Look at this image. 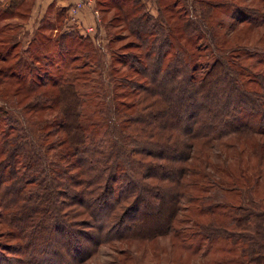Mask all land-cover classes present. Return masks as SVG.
Wrapping results in <instances>:
<instances>
[{
  "label": "rangeland",
  "instance_id": "rangeland-1",
  "mask_svg": "<svg viewBox=\"0 0 264 264\" xmlns=\"http://www.w3.org/2000/svg\"><path fill=\"white\" fill-rule=\"evenodd\" d=\"M95 1L99 2L101 12L95 8ZM117 1L93 0L94 8L97 10V15L94 11L92 12L96 24V32L91 35L94 43L89 45L87 41H84L77 43L75 47L74 44L77 42V37L72 42L65 39L63 51L66 53L63 51V53L58 52L57 38H59V34H68V32L72 34V30L70 29L67 32L66 22L61 18L60 12L62 10L59 7H56L52 11L49 8L47 11L48 16L32 32L25 29L22 31L18 20L10 18L9 20L0 21V30H2L0 34V47H7L8 43L5 45L2 42L9 41L10 35H15L12 42L16 39L18 46L15 52H17V58H21L22 61L14 69L16 72L19 71L24 75L22 88L13 97H11L13 87L9 88L6 84H0V108H3L0 111V132L6 129V126L18 127L20 124L21 126H27L28 131H31L33 134V141H37L39 130L34 129L33 126L36 128V120L38 118L36 116L28 118L24 116V121L22 118L24 113L21 115L20 109L32 99L33 94L42 93L45 90L43 87L31 92L26 91V89H28L30 82L35 78L34 74L42 77L41 79H45L46 75L56 77L58 75L66 76L69 73L75 74L78 77L75 82L79 84L80 94H101L103 106L100 108L103 110V121L105 122L107 132H110L112 136L113 134L117 135L120 130H123L118 137L110 138L108 135L106 139H108L107 142L109 144L117 143L119 145L124 141L122 134H126L127 129L119 124V119L121 123L122 117L125 114L126 117L132 118L131 120L138 121L130 123V126L129 124L127 125L132 134H134L136 129L142 127L143 124L139 123V121L143 122L146 119V112L148 111H140L143 106H134L130 109L125 107V105H133V102L137 103L136 100L144 94H152L156 90L162 98H174L180 95L178 101H163L160 98L163 107L169 106V110L165 114H158L155 123L156 125L165 124L166 130L169 128L168 126L179 130V140L181 143L191 140L184 136L185 133L190 131L189 128L191 127L197 128L198 126L209 133L208 128L204 126H211L212 129L215 128L213 134L217 133L218 135L222 134L225 128L231 126L245 124L246 127L252 128V130L264 127V2H260V0H228V5L214 10L211 9L210 17L204 19L201 17L203 16L201 12L202 5L198 3L199 0H180L177 5L174 3L177 0H161V2L159 0H136L137 2L139 1L137 3L139 11L136 13L132 10V0H129V3L124 5L122 10L116 8L115 3ZM22 2L19 6H16L17 8L15 7L16 9L11 8L9 10V7H0V11L13 12L14 10L15 14H23L25 11L26 16L32 2L31 0H25V2L22 0ZM232 2L234 3L233 5L236 4L238 7H232ZM186 5L189 8L188 15H190V19L199 24L198 30L200 32L196 33L198 36L202 37L211 32V30L215 32L217 29L218 39H222L225 43L220 47L222 51L229 52L236 46L240 47L239 50H233L230 54L231 57H234L232 61L241 63L242 70L245 72V76L240 78L238 83L235 84L231 79H228L226 76L224 77L222 70L221 72H217V77L208 82L207 86L201 89V91H197L198 93H194L193 96H191L192 93L185 92L181 98V94H177L176 91L180 85L178 81L181 80L180 73H178L179 61H174L167 65L165 59L161 64L160 55L162 52H158L145 61L144 66L149 69H144V73H137L135 71L137 64L134 63V67L129 64V62L133 63L134 61L127 54L132 52L138 56L140 55V51H135L136 49L134 48H120L129 42H138L129 32V21L123 20L124 14L127 12L129 15L131 12H134L137 15L145 12L158 18L160 17V8L167 6L166 8L169 10H165L164 13L171 18L169 24L175 25L178 22L177 18L179 14L183 13V8ZM243 16H247V21L244 20L242 23H238L236 31L229 34L227 30L228 23L235 21V17ZM187 17L185 18L187 19ZM100 18L103 22H100ZM217 21H221V27H214ZM179 28L180 26L178 30ZM39 32L44 34L45 39L41 41L36 39L30 45V41ZM201 37H196L194 40L198 44V47L208 43L207 40L201 39ZM40 43L43 45L42 48H39ZM92 47L102 51V53H99L102 54L103 58L99 57L97 51L91 53L90 49H93ZM210 47L212 46L210 45ZM163 48L168 47L164 46ZM24 50H27V52L24 53ZM203 50L202 52H204ZM85 51L91 53L90 57L86 58L84 56ZM220 53L222 54L219 51ZM72 55H78L79 58L70 63ZM121 56L128 61L126 64L118 63V58ZM209 58L212 60L215 56L211 55ZM7 64L0 62V66L3 68L8 66ZM129 65L132 67L129 68ZM235 72L236 67H234L233 73ZM177 74H179L178 78ZM49 93L51 94V92ZM22 94H28L29 97H25L21 102L17 103L16 101L22 97ZM52 94H56V91ZM228 94L230 95L228 96ZM8 99L11 102H7ZM189 103L191 107L187 105ZM88 108L91 109L92 105H89ZM180 111L182 112V118L178 123L173 120L175 118L172 114H175V112L179 113ZM54 113L44 110L40 112V115L50 118L53 117ZM233 115L235 116L234 118ZM183 117H185V120ZM88 121L90 123L100 122L101 119L90 117ZM171 124L178 126L173 127ZM232 132L228 135L229 138L227 137V139L225 138L221 142L215 140L208 143V145L201 146L204 149L201 151L203 155H192L194 158L184 163L185 165L183 166L189 168L190 171L193 170V161L195 165L199 164V174L192 176L198 184L194 187L195 190L189 192L193 197L197 195L200 197L199 204L203 208L218 206V208H214L216 214L228 213L229 211L233 212L234 215H245L249 211L254 213L264 212V156L260 159L258 153L252 149V144H255L253 138H258V136H248L250 131L237 130L236 132L234 130ZM261 138L264 139V137ZM50 140L51 138L47 139V141ZM132 140L152 143L149 138L138 139L132 137ZM161 142L163 143L162 139ZM38 143L40 142L38 141ZM220 144H225L227 147H221ZM104 146L108 149L110 145L105 144ZM116 154L120 153L116 152ZM236 154H239V157ZM138 158L145 160L144 163L146 161H152V163L169 162L171 163L169 166H173L171 173L175 170L174 166L176 165L173 164V161H161L153 157L145 159L142 156H138ZM224 160H227L228 165L225 166ZM91 164L94 165V161L88 159L86 165L91 168ZM204 165L206 166L204 167ZM224 166L225 168H223ZM95 171L96 169H90L91 174L95 173ZM137 180L136 186L138 187L136 190L139 193L144 190L146 183L151 188L150 194H154L155 187L160 188L164 186V182L159 180ZM61 182L66 183V180H61ZM112 195V193L109 194L108 192L103 195V198L107 199L108 202L110 200L111 205L115 203L114 197H111ZM48 196L50 197L51 205L54 207V210H51L52 214L58 213L66 223L75 224V228H85L88 225L86 230H91V236L86 234L71 240L65 235L62 241H58L61 236L57 232L48 231L53 223H50V217L47 219V216H45L48 222L43 223L42 229L46 228L47 230H45L46 233L44 232V237L40 236L37 241H29L27 238L22 237V232L17 227V223L15 224L17 221L7 220L5 218L6 212L3 211L0 219V264H72L76 260H72L75 253H82V255L85 253L84 245H81L80 241L89 243L87 240L92 238L93 241L98 239L101 243L92 249V256L80 264H211L210 262H214L215 264L221 257L219 254L209 252L207 257H205L207 259L204 260L200 255L202 252L199 249L196 253L186 249L191 243H197L199 248L205 250L207 241L203 240V238L218 234L210 235L209 231H204V226L212 223L213 217L211 216L203 215L197 217L196 212H192L193 217L191 219L184 220L179 224L178 231L182 234L193 236L189 240H184L179 236L176 238L160 233L154 236L147 235V231L154 232V230H157V232H162L165 225L164 215L166 214V209H163L160 214H154L153 217H149L145 225L146 234L139 232L135 234V237L128 235L123 238H116L115 233L117 229H113L112 231L110 227L116 222L114 211L113 214H110V212L107 214L110 203L108 207L97 211L98 209L96 210L93 204L86 209L79 205L67 204L65 202L60 203L56 199L58 195L53 191L48 190ZM63 198L65 197L63 196ZM186 204L188 205L187 201H182V206L185 207ZM230 207L232 208L230 209ZM31 212L33 211L30 209L23 210L21 212L22 218L26 220ZM89 212L95 217L89 216ZM107 217H109L108 221ZM215 221L221 224L222 218L216 215ZM84 222H86V225L83 224ZM90 226L92 228L89 229ZM133 230L135 231L136 229L133 228ZM53 236L56 239L55 241L52 240ZM47 239H49V242ZM212 242L210 245L212 246L211 249H214L218 244L226 245L219 238ZM55 246H57L56 248L60 253L55 251Z\"/></svg>",
  "mask_w": 264,
  "mask_h": 264
},
{
  "label": "trees",
  "instance_id": "trees-1",
  "mask_svg": "<svg viewBox=\"0 0 264 264\" xmlns=\"http://www.w3.org/2000/svg\"><path fill=\"white\" fill-rule=\"evenodd\" d=\"M128 1L118 0L115 3L116 8L122 10L124 5L129 3ZM159 1L161 2V0ZM179 1H174V3L177 5ZM95 2L96 9L101 12L99 2ZM132 2V10L136 13L139 11L137 7L139 1L132 0ZM260 2H264V0H260ZM198 3L202 5L201 12L203 16L201 17L207 19L210 17L212 10L228 5V0H199ZM233 4L232 2V7L235 8L237 5ZM166 7L160 8V17L158 18L145 12L137 15L134 12L128 15L126 12L123 16V20L129 21V32L138 42H129L120 48H134L136 49L135 51H140V55L138 56L132 52L127 54L134 61L133 63L129 62V64L133 67L134 63L137 64L135 68L137 73H144V69L148 70L149 68L144 66L145 61L158 52H162L160 55L161 64L165 59L167 65L174 61H179L178 73H180L181 80L178 81L180 85L176 91L177 94H181V98L185 92L192 93L191 96H193L194 93H198L197 91H201V89L207 86L208 82L217 77V72H221L222 70L224 77L226 76L228 79H231L235 84L239 82L240 78L245 76L241 63L233 62L232 58L234 57L230 56L233 50L240 49L239 46H236L229 52L222 51L220 47L225 43L222 39H218L217 29L215 32L211 30V32L202 37L198 36L196 33L200 32L198 30L199 24L190 19L187 5L183 8V13L179 14L177 18L178 22L175 25L169 24L171 18L164 13L165 10H169ZM61 10L60 15L62 17L64 9ZM14 15V10L13 12L0 11V21L13 18ZM235 18V21H231L227 25L229 34L236 31L238 23H242L244 20L247 21V16ZM100 22L103 21L100 19ZM221 24V21H217L214 27H221ZM19 27L21 29L22 24H19ZM43 35L42 32L36 33L29 44H33L36 39L40 41L44 40L45 37ZM14 37L15 35H10L9 41L2 42L5 45L8 43L7 47H0V62L8 63V66L4 68L0 66V84H6L9 88L13 87L11 97L17 94V91L22 88V82H24V75L19 71L16 72L14 69L22 61L21 58H17L15 50L18 44L16 39L12 42ZM58 37L57 49H59L58 52L60 51V53L64 52L65 39L72 42L77 37V42L74 44L75 47L77 43L84 41H87L89 45L94 43L90 35H82L75 30H72V34L68 32V34H59ZM196 37L207 40L212 47L208 43L198 47V44L194 41ZM153 45L154 47H152ZM42 46L40 43L39 48H42ZM164 46L168 48H163ZM92 48L90 49L91 53L97 51L99 57L103 58L102 54H100L102 51H99L95 47ZM202 49H204V52H202ZM219 51L222 54H219ZM26 52L27 50H24V53ZM91 53L85 51L84 56L88 58ZM211 55L215 56L212 60L209 58ZM78 58V55H72L70 63L76 61ZM260 61L263 62L261 59ZM126 62L128 61L124 57L118 58V63L126 64ZM131 65H129V68L132 67ZM234 67H236L235 73H233ZM46 73L48 74V72ZM261 74L263 75V73ZM34 76L35 78L30 82L26 91H36L42 87L45 91L33 94L32 99L20 109V112L21 115L24 113L22 116L24 121L25 117L36 116L38 118L36 120V128L30 123L34 129L39 130L37 141H33V134L31 131H28V127L21 126L20 124L18 127L6 126V129L0 132V219L1 214L5 211V218L7 220L17 221L15 224L17 223V227L22 232L23 238H27L29 241H37L40 236L44 237L46 228L42 229V227L48 217L52 218H49V220H51L50 223H53L48 231L57 232L61 236L58 241H62L65 235L71 240L86 234L91 236V230H86L88 225L85 228H75V224L66 223L58 213H51L54 207L51 205V200H49V190L58 195L59 198L57 197L56 199L60 203L65 202L67 204L79 205L86 209L93 204L96 210L98 209L97 211H99L104 207H108L110 203L107 214L109 212L113 214L114 211L116 222L110 227L112 231L113 229H117L115 233L116 238H123L128 235L135 237V234L139 232L145 233V225L149 217H153L154 214H160L163 209H166V214L164 215L165 225L162 232H157V230H154V232L147 231V235L154 236L160 233L176 238L179 236L184 240H189L193 236L182 234L178 231L179 224L184 220L191 219L193 217L192 212H196L197 217L203 215L211 216L213 217L212 223L206 224L204 231H209L210 235L218 234L203 238V240L207 241L205 250L199 248L197 243H191L186 249L192 250L195 253L199 249L202 252L200 255L204 260L207 259L205 257H207L209 252L219 254L221 257L215 264H264V212L254 213L249 211L245 215H234L233 212L229 211L228 213L216 214L214 208H218V206L203 208L199 204L200 197L198 195L193 197L189 192L195 190L194 187L198 184L192 176L199 174V164L197 163V166L193 161V170L191 171L189 168L183 166L189 159L192 160L194 158L192 155H203L201 151L204 149L201 146L208 145V143L215 140L221 142L223 139H227L228 135L233 133L232 131L234 130L236 132L237 130L250 131L248 136H258V138H253L255 144H252V149L258 153L261 159L264 156V139L261 138L264 137V127L252 130V128L246 127L245 124L231 126L225 128L222 134L219 135L217 133L213 134L215 128L212 129L211 126H204L208 128L209 133L198 126L197 128L191 127L189 128L190 131L184 134L186 138L191 140L181 143L179 140V130H175V128L170 126L166 130L165 124L156 125L155 123L158 114H165L169 110V106L163 107L161 101H178L180 95L174 98H162L156 90L152 94H144L136 100L137 103L133 102V105H125V107L130 109L134 106H143L140 111H148L146 112V119L143 122L139 121V123L143 124L142 127L136 129L134 134H132L129 131L130 123L138 121L131 120L132 118L126 117L125 114L122 117L121 123L119 119V124L127 129L126 134H122L124 141L119 145L117 143L109 144L106 137L108 135L110 138L118 137L123 130H120L117 135L113 134L112 136L110 132H107L105 122L103 121V110L100 108L103 106L101 94H80L79 84L75 82L78 77L72 73L56 77L46 75L45 79H41L42 77L35 74ZM178 76L179 74H177V78ZM23 90L25 89L23 88ZM55 91L56 94H52ZM25 97H29V95L22 94V97L16 102H21ZM160 98L162 99L161 101ZM7 102H11L10 99ZM89 105H92L91 109L88 108ZM187 105L191 107L190 103ZM155 106L157 107L155 108ZM1 110L3 108H0ZM44 110L55 113L50 118L42 117L40 112ZM181 113L180 111L179 113L175 112V114H172L175 122L179 123L181 121ZM90 117L100 118L101 121L90 123L88 121ZM128 124L129 126L127 127ZM171 125L173 127L178 126L175 124ZM132 137L138 139L149 138L152 141V145L142 141H134ZM50 138L51 140L47 141ZM105 144L110 145L108 149L105 148ZM220 146L227 147L225 144H220ZM116 152L120 154H116ZM236 155L239 157V154ZM138 156H142L145 159L153 157L161 161H173V164L176 165L174 166L175 170L171 173L173 166H169L171 164L169 162L152 163V161H146L144 163L145 160L138 158ZM204 157L206 158L205 155ZM88 159L94 161V165L91 164V168L96 169L93 174L90 172L91 168L86 165ZM224 161L225 166L228 165L227 160ZM137 179L142 181L159 180L164 182V186L160 188L155 187L154 194H150L151 188L146 183L144 190H141L142 192L139 193L136 190L138 187L136 186ZM61 180H66V183H62ZM118 185L120 186L118 187ZM106 192L113 194L111 197H114V204L111 205L110 200L108 202L107 199L103 198ZM182 201H187L188 205L182 206ZM27 209L33 212L24 220L21 212ZM90 215L92 218L95 217L89 212ZM216 215L222 218L221 224L216 223ZM45 216H47V219H45ZM108 219L109 217H107V221ZM83 224L86 225V222ZM90 228L92 227L90 226ZM133 228L136 230L134 231ZM218 238L222 239L226 245L218 244L214 249H211L212 246L210 245L213 243L212 241ZM47 240L49 242V239ZM52 240H56L54 236ZM87 241L89 243L80 241V244L84 245L85 253L83 255L82 253H75L72 260H76L72 264H80L89 259L93 253L92 249L101 243L98 239L93 241V238ZM56 247L55 251L60 253ZM210 263L214 264V262Z\"/></svg>",
  "mask_w": 264,
  "mask_h": 264
},
{
  "label": "crops",
  "instance_id": "crops-1",
  "mask_svg": "<svg viewBox=\"0 0 264 264\" xmlns=\"http://www.w3.org/2000/svg\"><path fill=\"white\" fill-rule=\"evenodd\" d=\"M78 1L79 0H31L32 5L30 7L28 15L26 14L25 16L26 12L24 11L23 14H15L12 19H15L16 21L18 20V23L22 24V31L25 29L32 32L35 27L37 28V25L42 20H44L46 16H48L47 11L49 8H51L50 11H52L56 7H59L61 9H64V15H62L61 18H63L66 22L65 26L67 30H75L80 34L85 35L86 28H92L93 31L88 34L91 36L96 32L95 19L94 15L92 14L93 9L81 8L75 14H72L71 7L74 6ZM21 2L22 0H0V7H9V10H11V8L13 9L16 6H19ZM7 20H9V18Z\"/></svg>",
  "mask_w": 264,
  "mask_h": 264
},
{
  "label": "built area",
  "instance_id": "built-area-1",
  "mask_svg": "<svg viewBox=\"0 0 264 264\" xmlns=\"http://www.w3.org/2000/svg\"><path fill=\"white\" fill-rule=\"evenodd\" d=\"M81 8H92L95 14L97 15V10L94 8L93 0H79L74 6L71 7L72 14H75ZM93 31L92 28H86L85 32L90 34Z\"/></svg>",
  "mask_w": 264,
  "mask_h": 264
}]
</instances>
